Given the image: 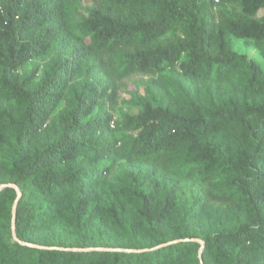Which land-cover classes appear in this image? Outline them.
Masks as SVG:
<instances>
[{"label":"trees","instance_id":"obj_1","mask_svg":"<svg viewBox=\"0 0 264 264\" xmlns=\"http://www.w3.org/2000/svg\"><path fill=\"white\" fill-rule=\"evenodd\" d=\"M226 1L240 10L217 19L213 0H98L77 37L67 0H0V184L18 188L23 242L17 192L2 187L0 264H264V67L231 44L249 38L264 54V0ZM165 70L176 76L123 116L137 133L118 135L116 80ZM121 156L220 178L214 199L241 215L195 231L200 200L174 216V194L149 180L128 192L135 236L114 247L130 250L71 249Z\"/></svg>","mask_w":264,"mask_h":264},{"label":"rangeland","instance_id":"obj_2","mask_svg":"<svg viewBox=\"0 0 264 264\" xmlns=\"http://www.w3.org/2000/svg\"><path fill=\"white\" fill-rule=\"evenodd\" d=\"M67 1L70 5L69 28L75 36L81 37L80 22L88 15L89 10L97 5L98 0ZM233 10L236 12L240 10L237 3L226 0H213V12L217 19ZM263 13L264 8H261L256 17H260ZM231 44L234 51L249 58H256L264 67V54L253 40L233 38ZM55 51V48L51 50L47 55V60L51 58ZM167 76L175 77L176 74L171 70H165L161 74L134 72L116 80L117 100L110 112L113 116L111 126L118 135L133 136L137 133V131L120 129L124 114L134 115L139 113L149 99L148 94L158 92L157 88L164 85ZM200 85H204V83H200ZM149 180L155 183L159 192L174 194L177 201L174 216L179 215L183 208L188 207L195 199L200 200L203 211L193 222L195 231L210 232L220 226L221 223L231 222L241 215V211L234 203L214 199L215 184L222 180L220 178L211 181H203L198 175L176 178L162 166H154L121 156L116 160L107 178L98 186L97 198L101 207L100 211L89 215L86 227H80L77 233L74 234L75 244L83 246H80V248L71 247V249L130 250L125 247H114L117 243L135 236L134 232H128L127 230H129L131 223L134 227L136 226V219L139 215L130 211V206L126 204L130 201L128 192H130L133 184L144 185ZM124 202V209L120 211L118 204ZM196 241L199 242L197 254L199 256L204 243L200 238H196ZM92 244H96V246H90ZM43 246L41 245V247ZM133 250L135 249L133 248Z\"/></svg>","mask_w":264,"mask_h":264},{"label":"water","instance_id":"obj_3","mask_svg":"<svg viewBox=\"0 0 264 264\" xmlns=\"http://www.w3.org/2000/svg\"><path fill=\"white\" fill-rule=\"evenodd\" d=\"M6 186H11V187L15 188V190H16V192H17V197H16L15 202H14V205H13V216H12V224H11V228H12V235H13L14 239L17 240V241L20 242V243H23L22 241H20V240L16 237V235H15V231H14V209H15V203H16L17 198H18V196H19V191H18L17 186H16L15 184H13V183H2V184H0V188H2V187H6ZM192 239H193V240H196L195 238H192ZM200 249H201V247H200ZM199 257H200V255H199ZM200 264H202L201 258H200Z\"/></svg>","mask_w":264,"mask_h":264}]
</instances>
